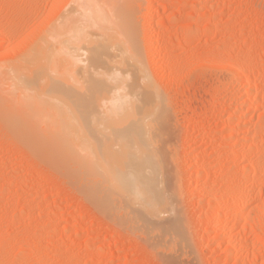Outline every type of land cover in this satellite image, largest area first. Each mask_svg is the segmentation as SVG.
<instances>
[{
  "label": "rangeland",
  "instance_id": "1",
  "mask_svg": "<svg viewBox=\"0 0 264 264\" xmlns=\"http://www.w3.org/2000/svg\"><path fill=\"white\" fill-rule=\"evenodd\" d=\"M74 1L0 0V264H264V0H115L109 11L124 16L164 101L147 134L169 202L152 223L94 184L84 153L50 143L59 125L32 119L11 74L44 32L79 13Z\"/></svg>",
  "mask_w": 264,
  "mask_h": 264
},
{
  "label": "bare ground",
  "instance_id": "2",
  "mask_svg": "<svg viewBox=\"0 0 264 264\" xmlns=\"http://www.w3.org/2000/svg\"><path fill=\"white\" fill-rule=\"evenodd\" d=\"M100 1L78 0V7L81 6L80 11L78 10L79 13L77 12L78 14L74 16L76 13L73 10L72 14L75 13L73 16H69L71 14L69 13L52 29L44 32V35L36 42L33 50H29L31 52L24 56L25 58L27 56V58H22L24 64L18 62L21 66L16 67V70L13 69L14 73L12 72L11 74L17 79V86L20 85L22 87V91L19 93L30 94L22 97L23 102H26L29 107L31 105L30 108L33 109L31 110L34 115L31 116L32 111L24 103L26 110L29 109L30 113H28L29 111L26 112L29 115L31 114L32 119L42 122L40 117L42 119L47 117L46 121H49L50 126L52 124L56 128V125L60 126V128L58 126L55 131L50 132V143L54 146V141L56 140L60 143L57 144L63 145L62 147L65 151L73 150L77 152L76 155L80 152L81 154L84 153L82 154L83 160L82 158L80 159L82 163L80 162L79 166L84 173L92 172L93 176H96L94 184L97 183L99 187L103 186L104 189L106 188L107 190L104 192L107 193L108 191V194L111 193L113 196L116 195L117 198L120 197V206L126 209L127 214H131L129 213L131 211L130 208L134 209L135 211H132L134 214L138 212L141 218L144 216V219H152L150 221L152 223L153 218L161 217V213L164 210L162 207L168 205L169 202L166 201L165 195L162 194L158 187L160 186L158 181L161 182L163 179L160 177L161 175L159 176V161L157 160L158 156L156 157L155 155L157 152L152 153V149L157 148L153 146L150 150L151 147H148V143L151 142L150 136H155V133L152 134L151 130L156 127L157 122H160L159 120L163 116L164 101L161 98L162 95L157 91L158 88L156 89V85L154 86L152 83L153 81H151L147 73V68H144V63L140 62L143 58H138L141 52H137L133 39L128 34L129 27L127 28L123 20L124 16L109 14V11L116 6L115 0ZM77 2L75 3L76 6ZM151 6L152 4L148 5L147 11L152 8ZM211 21V23L214 22L212 19ZM129 23L131 24V22ZM128 26L132 27L131 25ZM125 27L128 33L125 31ZM150 37L151 35L149 34L147 39ZM189 37H191L190 34H187L186 38ZM137 47H140L139 44ZM58 54L59 56L56 57ZM60 55L62 58H59V60L62 63L64 59L65 66L63 65V69L60 67L61 70H58L55 64V61L57 62L58 60L54 58L58 59ZM82 55H85L86 58L83 57L82 59ZM81 62H84V65ZM61 63H57V65ZM56 69L60 72L57 73ZM5 72L7 71L4 70V75L6 74ZM54 73L59 75L57 77L62 79L60 83H65L64 86L63 84L60 85L58 80H52L55 77ZM12 75L8 76L10 77L8 79H11ZM45 80H48L47 84ZM10 82L14 83L11 80ZM34 82H37V84ZM38 82H40L39 85L41 86L38 85ZM54 82L57 83L55 84ZM85 88L88 89V95L82 92V89ZM19 89L21 90V88ZM27 96H31V99L26 98ZM47 105L50 108L52 107L50 110L55 111V114L47 108ZM43 106L47 108L44 115L46 108L43 111L40 109ZM48 111L49 114L47 113ZM56 112L60 115L62 114V122ZM244 112L241 109L239 111L235 110L226 117V129L229 128L230 121L237 117L239 118V115ZM38 113H42V115L39 116ZM52 113L57 118L53 115L51 116ZM46 114L48 115L46 116ZM49 118L56 120H52V122ZM57 119L59 120L58 124L54 123V121L57 122ZM147 133H151L149 135L150 138ZM145 135L148 137L145 139L147 142L144 140ZM57 137L59 138L57 139ZM154 138H152L153 143L156 144V138ZM135 140L137 141L135 142ZM59 152L62 153L61 151ZM81 154H78L79 158ZM159 160L161 159L159 158ZM197 171L199 172L200 168ZM87 176L89 177V175ZM93 176L92 178L94 179ZM93 188L97 190L96 186H93ZM243 191L244 188H237L238 193H236L239 195ZM126 212L125 215H127ZM224 213L225 209L222 207L215 221L221 222L225 217ZM134 214L132 215L134 216ZM167 216L169 215L167 214ZM163 217H165L164 213ZM134 218L133 221H135ZM140 219H136V221H140ZM138 221L137 223H139ZM146 223L149 225L148 222ZM156 225L159 224L156 223ZM143 228L145 229V227ZM148 231H146V234H149ZM152 233L154 232L152 231Z\"/></svg>",
  "mask_w": 264,
  "mask_h": 264
}]
</instances>
